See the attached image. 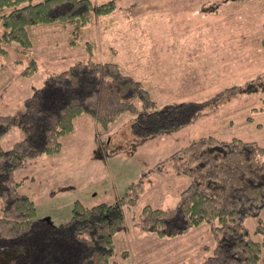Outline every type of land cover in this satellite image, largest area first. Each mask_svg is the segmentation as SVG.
Listing matches in <instances>:
<instances>
[{
    "label": "rangeland",
    "instance_id": "1",
    "mask_svg": "<svg viewBox=\"0 0 264 264\" xmlns=\"http://www.w3.org/2000/svg\"><path fill=\"white\" fill-rule=\"evenodd\" d=\"M92 2H111L113 9L92 14L78 27L75 20L34 25L32 46L25 51L15 41L5 45L0 113L17 120L2 137L3 148L22 137L25 97L46 75L78 59L117 63L143 83L156 107L205 103L189 122L144 135L133 128L142 110L139 99L135 111L120 113L105 127L82 113L61 137L58 152L28 159L16 169L15 177L23 180L19 191L32 198L37 217L59 224L69 220L76 200L85 206L113 202L140 180L139 196L124 206V227L114 235L113 264H199L215 245L208 222L161 236L143 228L140 210L144 204L175 205L190 179L173 169L170 156L196 138L237 137L264 145V0ZM259 217L264 218V208ZM256 221L249 216L244 224L258 240ZM0 264L5 263L0 259Z\"/></svg>",
    "mask_w": 264,
    "mask_h": 264
},
{
    "label": "trees",
    "instance_id": "2",
    "mask_svg": "<svg viewBox=\"0 0 264 264\" xmlns=\"http://www.w3.org/2000/svg\"><path fill=\"white\" fill-rule=\"evenodd\" d=\"M0 9L5 10L0 13L1 56L7 52L5 45L13 41L23 51L30 48L34 25L75 20L78 27L92 14L110 12L113 4L0 0ZM261 45L264 48V23ZM31 58L33 65L36 61ZM248 87L252 89L254 82ZM135 99L142 110L133 128L141 135L185 124L205 103L187 100L156 107L140 80L113 61L89 57L49 73L25 97L20 116L23 134L8 148L2 147L1 139L17 117L0 113V259L5 264L115 263L111 259L114 235L124 227V206L133 205L139 196L140 180L129 184L113 202L85 206L76 200L69 220L54 224L37 217L32 198L19 191L23 180L15 177V171L28 159L58 152L61 137L72 131L76 116L87 114L105 127L120 113L135 111ZM170 161L177 173L190 180L173 207H141L143 228L161 236L176 235L208 222L216 235L215 245L199 264H264V218L259 217L264 208V145L203 135L175 150ZM249 216L257 218L258 240L249 236L244 224Z\"/></svg>",
    "mask_w": 264,
    "mask_h": 264
},
{
    "label": "water",
    "instance_id": "3",
    "mask_svg": "<svg viewBox=\"0 0 264 264\" xmlns=\"http://www.w3.org/2000/svg\"><path fill=\"white\" fill-rule=\"evenodd\" d=\"M44 219L50 221V218L48 216L44 217Z\"/></svg>",
    "mask_w": 264,
    "mask_h": 264
},
{
    "label": "crops",
    "instance_id": "4",
    "mask_svg": "<svg viewBox=\"0 0 264 264\" xmlns=\"http://www.w3.org/2000/svg\"><path fill=\"white\" fill-rule=\"evenodd\" d=\"M23 182V181H22ZM22 184V183H21Z\"/></svg>",
    "mask_w": 264,
    "mask_h": 264
}]
</instances>
